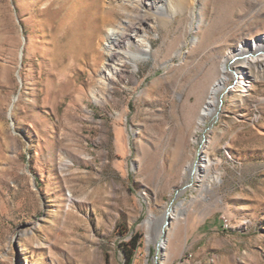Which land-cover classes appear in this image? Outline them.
<instances>
[{"label":"rangeland","instance_id":"rangeland-1","mask_svg":"<svg viewBox=\"0 0 264 264\" xmlns=\"http://www.w3.org/2000/svg\"><path fill=\"white\" fill-rule=\"evenodd\" d=\"M262 36L264 0H0V264H264V48L224 60Z\"/></svg>","mask_w":264,"mask_h":264},{"label":"bare ground","instance_id":"bare-ground-1","mask_svg":"<svg viewBox=\"0 0 264 264\" xmlns=\"http://www.w3.org/2000/svg\"><path fill=\"white\" fill-rule=\"evenodd\" d=\"M159 8L164 9V6L160 5ZM104 21L106 22V20ZM105 22L104 24L106 25ZM130 43H131V36L127 33V31H124V29H121L120 26L119 28L114 27V26H111L108 29L106 28V31L104 32V41H103V48L105 49L104 51H106V54H107L106 60L114 61V60H117L119 57L123 56L124 58L131 59L134 63H136L137 59L144 58L146 57V55H148L150 51L149 44L144 43L143 40L136 39L134 43L135 47L133 49L130 47ZM263 48H264V36L258 39H255V40L247 41L245 43L242 42L239 46H237L236 48L230 49L227 52V54L224 57L225 61H230V60L235 59L236 57L242 56V59L240 61H237L238 63L235 62L233 64V68L235 69V72L237 73L235 87H241L242 91H245L247 87H249L250 81L246 79L245 75H247L248 73L249 66L253 64L254 62H256L257 60H259V57L253 56L252 52L257 51V50H262ZM115 71H116V68L112 66L111 68H108L107 73L109 74ZM227 73H228V68L225 63V65H222L221 67L220 77L214 83L212 91L208 99L206 100L205 105L203 106V109L199 116L200 120H202L212 109H214L215 107L214 105L217 99L215 93L217 90L220 89V87H223L225 85V81L227 79L226 78ZM207 163L209 164L207 158L203 156L199 163V167H205ZM224 222H225L224 224H226V219H224ZM160 247L163 249L167 247L165 240H162L160 242Z\"/></svg>","mask_w":264,"mask_h":264},{"label":"trees","instance_id":"trees-1","mask_svg":"<svg viewBox=\"0 0 264 264\" xmlns=\"http://www.w3.org/2000/svg\"><path fill=\"white\" fill-rule=\"evenodd\" d=\"M132 248H135L137 246L136 244V240L134 239L131 243H130ZM125 264H131L132 262V257H133V251L130 248L125 249Z\"/></svg>","mask_w":264,"mask_h":264},{"label":"built area","instance_id":"built-area-1","mask_svg":"<svg viewBox=\"0 0 264 264\" xmlns=\"http://www.w3.org/2000/svg\"><path fill=\"white\" fill-rule=\"evenodd\" d=\"M223 227H224V218H223Z\"/></svg>","mask_w":264,"mask_h":264}]
</instances>
